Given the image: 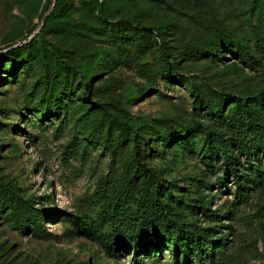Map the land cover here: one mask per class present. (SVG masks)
<instances>
[{
    "label": "rangeland",
    "instance_id": "1",
    "mask_svg": "<svg viewBox=\"0 0 264 264\" xmlns=\"http://www.w3.org/2000/svg\"><path fill=\"white\" fill-rule=\"evenodd\" d=\"M54 1L0 0V56L28 44L31 61L23 69L16 67L14 82L12 66L1 61L0 185L16 187L20 198L47 215L45 233L35 236L16 229L0 212V264H181V255L175 260L161 241L147 255L137 254L118 237L117 244L124 246L115 251L109 246L116 229L101 222L108 196L135 168L139 179L152 175L162 186L160 199L170 222L185 230L190 224L208 229L213 240L227 236V264H264V190L253 193L249 206H239L234 219L227 216L237 185L224 173L221 128L196 103L197 94L227 95L246 104L264 94L261 63L250 66L248 61L250 56L261 60L255 35L264 27V0H96L113 21L160 29L171 54V48L217 29L247 46L245 58L236 49L232 54L223 50L214 60L168 55L173 74L182 79L168 84L158 80L157 86H150L146 75L156 71L166 50L153 45L127 66L114 65L110 60L117 54L103 36L98 13L72 0L74 7L64 18H51ZM55 60L70 67L74 96L63 100L65 110L41 122L46 112L40 104L54 84ZM83 75L94 77L86 101ZM84 105L102 106L122 122L144 123L152 135L142 140L138 132V154L131 140L136 133L122 143L112 130L107 146L85 133L79 117H71ZM234 109L228 101L222 113L230 115ZM171 126L192 130L165 147L153 130ZM86 128L94 133L93 127ZM89 221L96 229L84 225Z\"/></svg>",
    "mask_w": 264,
    "mask_h": 264
},
{
    "label": "trees",
    "instance_id": "2",
    "mask_svg": "<svg viewBox=\"0 0 264 264\" xmlns=\"http://www.w3.org/2000/svg\"><path fill=\"white\" fill-rule=\"evenodd\" d=\"M79 4L98 13V19L103 25V36L117 54V57L111 58L112 64L118 63V65L127 66L128 63L134 61V58H140L141 55L152 50L153 45L161 47V50H166V54L161 57L156 65V71L150 69L147 72L146 79L150 86H157L158 80L168 84L182 79L173 74L168 55L171 58L176 55L177 58L181 57L184 60H214L219 58L221 51L225 50L232 54L233 49H236L241 58H245L247 46L243 39L226 33L222 29L210 31L194 42L173 47L171 54L167 52V42L164 40V33L160 32V29L150 30L139 28L127 21H113L96 0H79ZM73 7L72 0H55L50 16L56 19L64 18ZM255 43L260 50L261 60H254L250 56L248 61L250 66L261 63L258 66L264 70V27L260 33H256ZM29 52V46L25 44L0 56V66L2 60L12 66V82L15 81L18 65H21V69H23L31 64ZM55 61L54 84L49 88L46 97L40 104L46 112L45 117H41V122L46 117L58 115V111L65 110L67 107L63 106V100L65 98L73 100L71 97L74 96L73 85L70 84L68 76L70 67L62 64L61 60ZM27 72L28 70H25V73ZM93 78L92 75L82 76L80 85L85 89L82 96L85 101L92 89ZM148 88L149 92L156 91L158 93L157 89ZM145 91L142 90L143 95ZM228 101L235 105V109L230 115H224L222 110ZM197 102L199 104L198 111L205 108L208 112L207 117L215 122L222 131L218 136L221 146L219 151L223 156L224 173L226 176L231 175L237 185L235 199L227 212V216L234 219L235 214L241 211L239 206H249L253 193L264 190V162L262 161L264 159V94H261L254 104H246L242 100L227 95H224L223 98L201 94L196 95ZM84 107L87 106H79V112H74L71 117H79L76 121L85 123L83 128L85 133L90 138L101 139L107 146L108 137L112 130L119 132V141L122 143L130 141L129 137L136 133L131 136L133 137L131 140L136 144L135 152L138 154V132H140L142 140L149 139L148 136L152 135V132L148 131L150 128H147L150 126H146L144 123L134 125L122 122L118 118H111L102 106L93 105L87 109ZM90 126L93 127L94 133L87 131L86 127ZM105 130L106 132H104ZM191 130L190 126H171L163 131H155L154 129L153 132L161 137L166 147V143H176L174 141L180 137H188ZM243 157L245 159L243 163L247 164V167H244L243 163L240 162ZM253 162H257V165H254ZM238 167H241L245 172L240 174L241 170L239 171ZM137 173L136 168L130 171L124 182L112 187L108 196L106 206L108 212H105L107 216H103L101 222L114 226L116 229V236H113L114 239L109 243V246L113 248L112 250L115 251L124 246V244L118 245V239L115 237L124 239L127 245L133 246L137 254L142 253L143 255H147L148 248L152 244L156 247L160 246L161 241L170 248L175 260L178 259L179 254L181 255V264H188L191 260H194V264H227L230 259L227 252V236L213 240L208 229L190 224L185 230L182 229L181 224L170 222L166 214L167 205L160 199L162 193L160 183L152 175L147 177L142 174L139 179ZM201 208L206 210L205 206ZM0 212H5L7 218L15 224L16 229L24 234L40 236L45 233L43 221L47 215L42 210L34 208L29 201L20 198L16 187L0 185ZM84 225L89 226L90 229L97 227L91 221ZM176 264L179 263L176 262Z\"/></svg>",
    "mask_w": 264,
    "mask_h": 264
}]
</instances>
